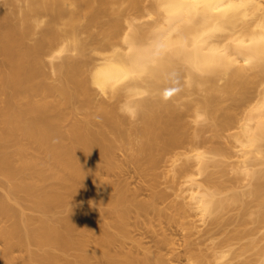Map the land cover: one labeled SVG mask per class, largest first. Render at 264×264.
Segmentation results:
<instances>
[{
    "label": "bare ground",
    "instance_id": "6f19581e",
    "mask_svg": "<svg viewBox=\"0 0 264 264\" xmlns=\"http://www.w3.org/2000/svg\"><path fill=\"white\" fill-rule=\"evenodd\" d=\"M25 1L21 25L7 23L0 13V222L13 219L0 225V264H91L92 257L105 264H170L168 252L161 251L170 243L167 234L152 236L156 249L132 235V217H137L134 228L146 226L144 220L154 215L189 230L183 254L190 264H264V0H151L159 16L150 25L135 18L123 24L127 10L139 12L144 0ZM125 1L127 6L112 16L110 10L117 9L110 4ZM43 14L51 18L41 36L27 42ZM84 17L86 29L101 28V36L93 38L102 52L100 61L92 63L89 73L86 66L93 57L82 52L86 42L78 35ZM62 19L65 30L56 26ZM45 47L54 57L55 51L70 49L83 57L72 60L67 55L52 62L59 73L53 82L44 70ZM221 78L225 81L217 82ZM185 84L207 85V93L182 108L173 99L185 91ZM92 85L114 101H100L84 117L70 119L67 106L77 100L90 104ZM252 87L255 95L250 94ZM227 96L232 102L224 106ZM246 103L251 107L240 114ZM202 113L211 119L214 136L239 123L231 133L238 151L230 147L228 154L238 153L235 164L214 160L216 154L224 155L218 147L199 149L205 138H197L195 127L197 134L190 131L185 117L194 114L196 120ZM129 114L141 122L133 123ZM132 134L138 136V147L120 161L116 149L131 143ZM206 139L204 143L210 137ZM186 145V151H178ZM166 153L174 154L173 162L185 157L173 167L180 181H175L177 194L184 198L165 205L169 195L158 188L154 169ZM127 162L145 177L148 198H138L137 190L130 192L112 179ZM210 165L217 168L207 170ZM233 167L240 175H231ZM80 201H89L85 211L72 205ZM233 201L238 202L240 221L238 228H233L236 221L232 224L234 230L226 222L231 217L219 214ZM26 206L38 213L26 212ZM61 206L64 215L58 214ZM190 208L201 221L210 218L201 235L218 241L209 253L196 241L201 236L190 237L192 222L187 226L183 220ZM93 234L95 250L90 251ZM236 239H246L241 250L233 249ZM249 246L258 247L257 260L246 255ZM168 248L171 258L182 253L174 245ZM15 249L23 252L14 254Z\"/></svg>",
    "mask_w": 264,
    "mask_h": 264
},
{
    "label": "rangeland",
    "instance_id": "374dc122",
    "mask_svg": "<svg viewBox=\"0 0 264 264\" xmlns=\"http://www.w3.org/2000/svg\"><path fill=\"white\" fill-rule=\"evenodd\" d=\"M142 2L146 6L143 5L144 7H142L139 12H138V10L135 11L134 9H131V8L129 10H127L130 15L129 14H127V15L125 14L123 24L124 23L126 24L128 22L127 20H129V19L133 21V19L135 18L134 19L135 20L134 22H142V23L144 22V24L145 23H149V25H150V24H152L151 22L154 23V21L158 19V16L159 15H158L157 10H155V8L153 7V5L151 3L152 1L151 0H144ZM25 6H26V1L25 0H0V13H3L6 16V19H7V20L5 19L6 22L8 21V22H13V23H16L18 25H21L22 24V20H23V10L22 9ZM125 6H127V1L121 3V5H119L118 3H115V4H112L111 3L109 7H115L117 9V10L113 11V9L110 8L111 9L110 10L111 11V15L112 16H117L119 7L123 8ZM144 8H145V10H143ZM130 11H131V13H130ZM147 11H148V13H146ZM149 11H151L152 13H150ZM50 18L51 17H50L49 14H43L41 16V19H42L41 23L36 27L34 33L31 34V35H29L26 38L27 42L34 43L38 39V37L41 36L42 31H43V28H45V26L47 25V23L50 20ZM107 18H108V16L106 15V16H104L102 18V20H106ZM64 19H66V16L64 17ZM64 19L56 22V26L60 30H65L67 28L66 24L63 22ZM85 23H87V18L86 17H84V18H82L80 20V27L81 28H79L80 31H79V34L78 35H79L80 38H82L86 42V48L83 49L82 52L84 54L86 52V55L88 57H90V58L93 57V59H91L92 60L91 63L86 66V71L89 73L91 71V69H92V66H91L92 63L97 62L99 60L98 59L99 58L98 56H100V54L102 53V52L100 53V51L98 52L96 50L97 48H95V47H96V45H98V42L95 41V40H93L94 36H99V37L101 36V34H100V29L101 28L98 25H93L91 27V29H86L84 27ZM149 25L146 24L145 27H147ZM118 38H121V36L118 37ZM118 38H116V40ZM119 48H120V45H119ZM121 48H123L122 45H121ZM48 49H49V47H45V51L43 53L44 66H45L44 67L45 68L44 70L46 71V75L49 77V80H51L53 82H57L59 80V73L56 72L55 70H53L52 62H61L67 55H71L69 57L72 60L79 59V58L83 57L80 52H77L76 50H72V49H70L68 51H62V52L55 51L54 54L56 56L54 57L53 56V53H50L48 51ZM2 61H3V55L0 54V63ZM224 81H225L224 78L223 79L221 78V79H218L217 82L223 83ZM185 85H186L185 86V91H183L182 94L179 95L178 99H173L174 103L176 102V103L180 104L182 108H184V102L189 101V100H192V99H195V98L198 99L199 97H202L204 94L207 93V90H206L207 85H204V86L201 85L200 87H195V86H192V85H189V84H185ZM255 89H256V87H254V88L252 87L250 89V94H252V95L254 94L255 95V92H256ZM97 90L98 89L94 85L91 86V93H92V100L93 101L91 100V103L90 104L87 103L88 105H86V104H84V101L77 100V101H75V102H73V103H71L70 105L67 106V109L66 110L67 111H70L72 113V115H73V116L70 117V119L84 117L87 112H89L91 110H95L96 108H98L96 105H97V103L98 104H101L100 101H102V102L103 101L104 102H107V101L108 102H111V100L114 101V99H115L114 97H111V96H109V94L107 95L105 93H102L100 90H98V91ZM251 90H254V92L251 93ZM231 102H232V98L229 97V96H227V97H225V100L223 101V105L224 106L229 105V104H231ZM254 102L255 101H253L252 104ZM250 107H251V105H249V103L243 104V106L239 107L241 109H238L239 110V113L241 114L242 113L241 111L243 109H246L247 110ZM128 113H127V115H128ZM129 116L131 117L132 122L134 121L133 123L137 124V123H140L141 122V120L138 119L137 117H135V115H132L131 116V114H129ZM196 118H198V119L195 120V115L194 114L193 115L190 114V115H187L185 117V120L186 121L189 120L190 127L192 128V129L190 128V131L195 134L196 133V131L194 132V127H195L197 129V133H198V137L197 138L198 139L201 138V137H204L205 139L206 138L208 139L210 137V139H208V140L206 139L207 141L205 143L203 142L205 140L204 139L202 141V143L199 144V149L208 150V149H210L212 147H218V148H220L223 151V154L224 155H222V154H216V156H214V160L223 159L224 161L227 160L228 165H229V163L231 165L235 164V161L237 162L238 159H239V157L236 156L238 153L237 152H234V153H236L235 156L233 155V156H230L229 157V155H231V153H232L233 150L236 151L239 147H237V149L235 147H232L233 144L231 142H232L233 136H231V133H234V132H236L238 130L239 127H237V126L239 125V123L238 124H237V122L235 124L233 123L232 124L233 127H232V125L230 126L231 129H230V127H228L229 130H228V128L226 130L224 128H223L224 130L220 129L222 131L219 133V135L218 136H214L213 135V132H212L213 130H211V127H210V124H209V122L211 121V119H209L208 116L206 114H203V113H202L201 116L196 117ZM69 120H66V122H64V125H68L69 124L68 122H70ZM132 135L133 136L131 138L132 139L131 143L124 142L123 145L120 146V148H117L116 149L117 150L116 151L117 152L116 155H117V157H118V159L120 161H123V159L127 160L129 158L128 155L132 154V152H134L136 150V148H135L136 146L138 147V141H139L138 136L136 134H132ZM187 144L190 145L189 143H187ZM188 145H186V146H188ZM235 145L236 144H234V146ZM182 148H180V149L178 148V151L179 150L180 151H186V148H189V146L188 147H185V148H184V146H182ZM172 154L173 153H171V154L170 153H166L165 155H163L162 158H161V160H160V162L155 167L156 169H154L156 171L157 175H158V188H161L162 190L164 189L168 193V195H169V196L167 195L168 198L163 203L167 202L168 200L170 201L172 199L173 200H176V198H177V200H180V199L184 198L182 195L179 196L177 194V192L179 191V188L177 186L179 184L178 182H180V181L178 179V176L176 177L178 181L174 177V175L176 173H174V170H173L174 168L173 167L176 166L175 165L176 163H177V166H178V164H180V162H182V160L184 159L185 156L183 157V155H181L180 160L178 159L175 162H173L174 161L173 160L174 159L173 158L174 157V154L173 155ZM225 154H226V156H225ZM208 155H211V154H208ZM125 164L127 165V166L125 165V167H124V169L126 168L125 172H124V169H123V171H121L117 175L116 174L115 175H112V176H114L113 178L112 177H110V178L114 179V181H116V183L118 184V186L128 188L130 190V192H133V191L137 190V192H138L137 193L138 194L137 197L138 198H140V199L148 198V196L150 195L149 193H151V191L149 189H146L145 188V185H144L145 184L144 183L145 182V180H144L145 177L142 176L141 174L137 173V171L134 170L135 169L134 166L128 167L129 165H131V163L127 162ZM224 164H221L218 167L221 168L222 165H224ZM213 168H217V166L210 165L207 170H211ZM230 168H232V167H230ZM230 168H229V170H230ZM233 170L231 171V175H233V176L234 175H240V174H238L236 172L237 170H235V168ZM204 175H205V173L203 174V176ZM175 181L178 184L175 183ZM246 182H247V180L245 181V183ZM244 187H247V186H244ZM1 190H2V187L0 186V191ZM183 200H181V201H183ZM186 200H187V198L185 199V201ZM12 202L15 203L14 200ZM187 202H188V200H187ZM166 204L167 203H165V205ZM72 205L78 207V209L80 211L81 210L82 211H85V208L89 206V201H80V202L73 203ZM237 206H238V202L237 201H233L225 209H223V210H221L219 212V214H224V217H225V215H226V217H231V219L230 218H227L226 219V222H227L228 228L229 229L231 228L232 230H234L233 228H238V226L240 225V221H237L238 220V216H236L237 215V211H239L238 208H237ZM23 209L26 212L30 213V214H34L35 215V214L38 213L37 210H35V209H33V208L29 207V206H26ZM57 211H58V214H61V215L66 214L65 207H62L61 206V207L58 208ZM195 212H196L195 209L190 208L189 209V212H188V215H186V217L183 218V220L184 219L186 220V221H184V222H186V225L188 224L187 223L188 221L189 222H192L191 224L193 225V227H192L191 230H195L197 232L192 231L195 234L192 233L190 235V237H193V239H195V238H197V236H201L200 237L201 240H198V239H200L199 237H198L197 240L196 239L195 240L198 241V242L200 241V243H203L202 244L203 246L201 244H199V247L202 246L201 247V249H202L201 251L202 252L209 253V252L212 251V250H210V249H212L211 246L214 245V241H218V238L205 239L206 238L205 234L203 235L205 237H203L201 235L203 233L202 226L203 227H206L208 225L207 221L210 218H208V216H205L204 218L206 219V222H205V219H202V221H201L200 216L198 214H195ZM230 214H231V216H230ZM154 216H156V215H154ZM154 216H152L153 218H150V217L148 218V219H150V221L149 220H146V221L144 220L145 223L142 221L146 226H144L143 224L140 226L141 222H138L139 224L137 223L136 225H139L140 227L135 226L134 228H133L132 225H133L134 222L136 223V218L137 217L134 216V217H132L130 219V222L132 224L130 226L132 227V230H134L133 233H132V235L134 236V238L137 237V238L141 239V241H140L141 243L143 242L144 245H149L150 247H152V245L154 244V241L152 240V238L155 237L156 239H158L159 237H162L164 235V233H165V235L166 234L168 235V238H169V241H170V243H169L168 246L171 247L172 245H174V246H176V248L178 247L177 251H179V250H180V252L182 251V253H180V255H179L180 257L179 256L178 257L176 256L174 258H171V253L169 254L170 250H169L168 246H167V248H164V249L161 250L163 253L168 252L169 256H168V254H166L167 255L166 257L168 258V261L170 262V264H190L188 258H186L184 256V254H183L184 253V250H183L184 248L183 247L185 246L184 243H185V239H186L185 237H189L188 234H187V233H189V230H187V233H186L185 228H182V226L180 224H175V226L172 225V224H170V223L167 224L168 222H166V220H163V222H162V220L160 221V219H158V218L156 219ZM229 219H230V223H229ZM232 220H234L233 223L231 222ZM152 221H153V223H151ZM235 221L237 223H235ZM0 223H1L0 225H10V224L13 223V219H6L5 218ZM154 223H157V224L154 226ZM249 223H248L249 226L252 225L251 223L250 224ZM151 224H153V226L155 228L153 226H151ZM232 224H234L233 225V228L231 227ZM178 225H180V226H178ZM187 226H189V225H187ZM78 227L81 228V225L78 226ZM137 228H139V230H137ZM144 228L146 229V232L148 231L147 233L145 232V234L143 232L145 230ZM198 229H200V231ZM262 229L264 230V228H262ZM155 231H156V233H155ZM148 233H149L150 236L148 235ZM185 233L187 234L186 236L184 235ZM93 236H94V234L92 235V238L90 240V244H89V247H88L90 251H94L95 250V247H94V244H95V242H94L95 240L94 239L95 238ZM219 236H222V235L219 234ZM244 240H246V239H244ZM244 240L237 241V239H236V241L239 242V243H236L235 244V247L233 249L236 248L237 250H241L242 245L245 243ZM241 241H243V243ZM91 243H93V244H91ZM205 244H206L207 247L205 246ZM238 244H240V245H238ZM130 245H132V242H129V246ZM2 246H3V239L0 236V247H2ZM153 247H154V249L158 248V247H155L154 245H153ZM250 247L251 246H249V248ZM251 248L248 249L246 255L248 254V256H249V254H250V255H252L250 257H253L254 260H257L258 259V253L256 251H258V247L255 246V247H251ZM232 251L233 250H231V252L225 257V260L231 258L232 254L234 253ZM22 252H23L22 250H19V249L16 250L15 249L14 254H20ZM245 252H246V250H245ZM207 258L211 259L212 257L208 256ZM194 260H198L197 258H195V255H194ZM211 261L212 260L208 261L207 263L205 262L203 264H221V263H219V261H215V262H212V263H211ZM91 264H105V263L102 260H99L96 257H92L91 258ZM257 264H259L258 261H257Z\"/></svg>",
    "mask_w": 264,
    "mask_h": 264
},
{
    "label": "clouds",
    "instance_id": "9594fccd",
    "mask_svg": "<svg viewBox=\"0 0 264 264\" xmlns=\"http://www.w3.org/2000/svg\"><path fill=\"white\" fill-rule=\"evenodd\" d=\"M57 141L56 140H53V143H56Z\"/></svg>",
    "mask_w": 264,
    "mask_h": 264
}]
</instances>
